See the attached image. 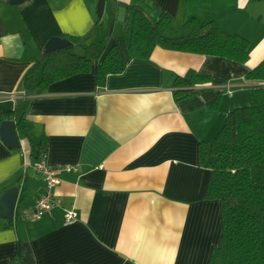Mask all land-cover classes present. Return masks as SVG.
I'll list each match as a JSON object with an SVG mask.
<instances>
[{"label": "crops", "instance_id": "obj_1", "mask_svg": "<svg viewBox=\"0 0 264 264\" xmlns=\"http://www.w3.org/2000/svg\"><path fill=\"white\" fill-rule=\"evenodd\" d=\"M252 1L107 0L103 18L118 15L120 4H154L153 16L173 17L171 37L182 35L191 18L214 15L229 32L235 22L243 28L253 21L254 28L242 31L251 40L250 58L239 64L157 47L150 59H133L124 39L114 36L117 20L108 41L125 56L122 73L99 86L96 62L90 73L57 81L30 101L33 133L29 138L18 130L20 148L0 134V202L11 187L20 188L13 220L0 210V264H11L21 242L34 264H209L223 233L222 206L205 198L210 173L199 164L198 145L214 138L227 113L245 101L251 83L244 77L264 58V9L247 16ZM97 3L0 0V121L14 109L21 79L48 40L87 33L99 20ZM190 69L212 82L176 101L174 91L187 87L179 78ZM219 96L221 105L212 110L208 104ZM43 136L51 165L77 169L61 172L56 190L64 208L75 211L71 224L63 208L39 221L23 214L45 187L31 156Z\"/></svg>", "mask_w": 264, "mask_h": 264}, {"label": "trees", "instance_id": "obj_2", "mask_svg": "<svg viewBox=\"0 0 264 264\" xmlns=\"http://www.w3.org/2000/svg\"><path fill=\"white\" fill-rule=\"evenodd\" d=\"M191 5L208 6L209 0H186ZM126 8L124 25L126 53L130 58L148 60L157 47L169 50L217 56L239 64L250 58L251 40L243 34L227 31L214 15L203 21L191 18L177 37L167 34L173 17L158 11L152 3L120 4ZM107 38L91 42L101 25L97 20L84 35L68 36L72 45L43 53L27 70L18 86L19 98L11 112L0 122L13 119L17 129L31 137L33 126L27 112L33 97L44 93L53 83L78 74L90 73L97 65V82L104 86L107 77L120 74L126 60L120 48L110 46L117 14H108ZM250 102L230 110L224 124L212 139L198 145L199 164L209 170L205 190L207 200H218L222 206L223 233L220 243L211 253L209 264H264V58L245 75ZM186 88L174 91L176 101L197 94L199 87L210 84L212 77L190 69L179 78ZM221 97L209 102L219 109ZM31 154L38 161L48 154L46 137ZM36 161V162H37ZM30 248L24 242L18 246L11 264H28L25 254ZM31 252V251H30Z\"/></svg>", "mask_w": 264, "mask_h": 264}, {"label": "water", "instance_id": "obj_3", "mask_svg": "<svg viewBox=\"0 0 264 264\" xmlns=\"http://www.w3.org/2000/svg\"><path fill=\"white\" fill-rule=\"evenodd\" d=\"M10 4L17 5L24 3L27 0H5ZM107 7V0H98L97 3V17L101 20L104 16ZM126 8L120 7L118 12V21L124 22L126 15ZM72 42L68 38L64 37H52L45 44V53L50 54L57 50L70 47ZM0 134L1 137L7 142L11 147H21V142L18 134V129L16 127V123L13 119L5 120L0 125ZM20 188L18 186L11 187L2 197L0 202V210L1 215L8 219L13 220L15 209L18 205V196H19ZM30 248H28L24 260L28 264H34V260L31 256ZM22 264V263H18Z\"/></svg>", "mask_w": 264, "mask_h": 264}, {"label": "built area", "instance_id": "obj_4", "mask_svg": "<svg viewBox=\"0 0 264 264\" xmlns=\"http://www.w3.org/2000/svg\"><path fill=\"white\" fill-rule=\"evenodd\" d=\"M34 169L39 173L45 181V187L36 201L32 211H24V216L32 221H39L47 214H50L55 208H63L65 210L66 224L75 221L76 214L73 209L64 208L63 199L57 194V188L61 184V172L76 171L72 166H53L48 161V154L44 155L34 164Z\"/></svg>", "mask_w": 264, "mask_h": 264}, {"label": "rangeland", "instance_id": "obj_5", "mask_svg": "<svg viewBox=\"0 0 264 264\" xmlns=\"http://www.w3.org/2000/svg\"><path fill=\"white\" fill-rule=\"evenodd\" d=\"M258 2H259L258 0H255V1L250 2V4L248 5V7H249L248 10L249 11H248L247 16L252 17L253 16V13L255 14V13L259 12V9L260 10L261 9H264V2L262 3V7L259 5ZM258 6H260V8H257ZM219 10H220V8H219ZM235 16H237V15H235ZM108 21H109V19L105 15V17L101 21V25H100L99 29L97 30V32L93 36L91 42H94V41H97V40H102V39H105L107 37ZM239 24H240L239 22H235L234 25H238V27L233 26V27H229L228 29L231 32H237V33L242 34V33H244L242 31H246V30H250V29L254 28L253 25L255 24V22H253V21H246L243 25H241V26H243V28H241L239 26ZM261 27H264V26L262 25ZM183 29H184V27H183ZM115 33L116 34H114V36H116V37L117 36H120L121 39H124V25H123V22H120V21L118 22V24L116 26V32ZM243 35H245V34H243ZM109 44H110V42H109ZM244 99H245V101L242 102V104H240V105H248L249 104L250 97H249V91H248V89L244 93Z\"/></svg>", "mask_w": 264, "mask_h": 264}]
</instances>
